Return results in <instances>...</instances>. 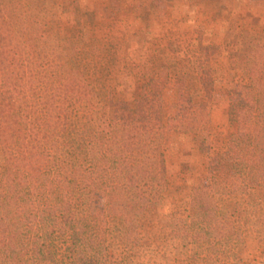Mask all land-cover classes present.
<instances>
[{
    "label": "trees",
    "instance_id": "1",
    "mask_svg": "<svg viewBox=\"0 0 264 264\" xmlns=\"http://www.w3.org/2000/svg\"><path fill=\"white\" fill-rule=\"evenodd\" d=\"M17 13L0 0V264H246L238 249L248 238L264 264V56L231 57L246 79L235 144L212 137L213 90L199 85L219 48L187 60L200 100L175 124L217 147L220 168L161 214L165 129L153 96L168 67L144 78L137 100L103 97L43 50L51 30L39 16Z\"/></svg>",
    "mask_w": 264,
    "mask_h": 264
},
{
    "label": "rangeland",
    "instance_id": "2",
    "mask_svg": "<svg viewBox=\"0 0 264 264\" xmlns=\"http://www.w3.org/2000/svg\"><path fill=\"white\" fill-rule=\"evenodd\" d=\"M6 2L18 15L39 16L41 29L51 30L48 43L40 42L43 50L66 57L67 73L80 71L103 97L137 100L144 78L168 67L163 72L167 77L158 76L153 96L154 109L165 129L163 150L167 164L165 198L159 213L176 210L203 177L220 168L214 156L217 147L203 144L175 124L192 102L200 100L195 95L197 84L189 76L192 74L183 67H189L187 60L200 61L195 58L200 57L201 47L219 48L218 56L210 58V74L201 75L199 85L205 89V83H209L213 90L212 137L235 144L242 123L234 112L244 97L242 84L246 79L242 71L233 68L231 57L234 50L242 48L264 56V0ZM233 40H239V45L231 47ZM204 60L201 56L202 63ZM58 75L64 77L66 72L59 70ZM3 164L0 145V172ZM98 194V202L103 204L106 192ZM238 253L246 264H260L262 247L248 238Z\"/></svg>",
    "mask_w": 264,
    "mask_h": 264
}]
</instances>
